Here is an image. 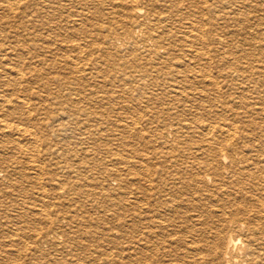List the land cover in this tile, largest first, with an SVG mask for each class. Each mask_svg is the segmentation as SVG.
Listing matches in <instances>:
<instances>
[{
  "label": "bare ground",
  "instance_id": "obj_1",
  "mask_svg": "<svg viewBox=\"0 0 264 264\" xmlns=\"http://www.w3.org/2000/svg\"><path fill=\"white\" fill-rule=\"evenodd\" d=\"M25 1L28 0H22V4H25ZM161 1L165 2L166 0ZM193 1L176 0L175 3L178 6L185 2V5H188L186 9H189L187 13H181L184 16L180 14L179 19H177L181 36H172V39L176 38L174 40L176 43L175 50L179 53V57L164 62H162L163 58L155 57L150 61L152 72L159 73L162 67L166 68V74L172 84L167 86L168 88H164V91H168L169 94L170 92L174 93L191 106V111L187 113L190 120L185 121L186 123L178 121L177 127H174L175 125L170 120L168 123L164 122V130L167 135L174 137V141L170 143L164 136L160 135L165 147L154 151L152 154H146V166H142L141 161L140 165L134 162L130 163L129 169L133 170L132 174L136 173L135 169L145 172L143 174L146 176V184L142 183L145 178L140 180L128 179L122 180L125 185L120 184L121 187L118 189H112L108 186V180L112 176L120 178L121 171L116 170L115 167L109 166L110 169L104 166L103 172L100 174L102 177L98 175L100 181L103 182L97 186V189L100 190L99 197H103L102 204L113 201L114 204L111 205L114 207V211L125 217L128 216V218L137 211L139 216L141 215L146 220V234H32L29 237L31 245L27 244L29 249L26 243L14 251L10 246L1 245L4 249L0 248V255L6 253V258H0V264H264V76H255L259 68L250 66L256 60H259L257 62L264 60V51L257 52L253 49L254 39L252 38L256 39L255 35L259 32L262 37L259 41L264 44V1L257 2L253 13L243 15L240 20L235 18L232 10L246 5L252 0H233L227 2L226 5L220 4L219 10L217 9L220 16H212L208 20L199 16L198 3L195 4ZM12 3L7 0H0V4H5L7 7L6 20L1 19L0 15V40L3 42L9 40L8 45L6 43L0 45V83L3 82L11 90H9L10 95L0 96L1 122L18 118L23 110L30 106L33 93H30V96L27 95L29 85L37 84L39 81L46 85L42 76L45 59L56 60L58 52L66 51L63 40L58 43V38L30 32L32 27L35 28L33 21L37 17L36 9L45 11L48 9L47 5L51 4L46 3L44 6L34 2L32 6L28 7L26 4L17 13H14ZM200 3H202V7L204 5L202 8L204 11H210V8L214 7L208 5L209 0H202ZM158 4L159 0L122 1L118 7L123 11L131 12L133 17L130 22H124L120 25L123 34L126 36L130 34L131 30L139 32L143 28L146 29V20L156 12ZM180 5L176 8L178 9L177 12L180 10ZM192 7L196 10H190ZM27 10L28 12H26ZM31 18L34 20L31 21ZM161 18L163 19V17ZM2 20L5 22L4 25ZM229 20H234L239 25H237L239 28L234 33L240 35L242 39H237L236 44L239 43L237 48L247 47L245 52L238 51L242 53L240 57L249 62L247 64L249 68L235 66L228 61L229 57L233 55L231 54L232 51L227 53L230 44L226 38L222 40L221 38H213L215 37L214 33L218 31V27L216 30L213 28L214 25L218 21L225 23ZM14 24L24 28V33L20 35L15 29L13 31ZM182 24H185V27ZM211 24L212 27L208 28ZM219 25L221 26V24ZM41 26L43 29L45 24ZM152 26L148 27L151 34ZM8 31L11 34H8ZM209 37L212 38V42ZM124 40H127L130 45L136 43L131 36L125 37ZM146 41L152 40L145 39L141 42L146 43ZM50 42H54V44ZM174 42L169 43L173 46H168L174 47ZM53 45L56 46L55 49H51ZM146 47L150 53L151 50L147 44ZM6 49L13 53L14 59L4 60L8 52ZM70 49L81 55V48L78 44L71 45ZM154 52L158 56L156 51ZM25 54L30 58L26 67L22 66L23 55ZM74 69H77V66ZM29 109L32 110V107ZM118 126L122 125L119 124ZM3 127L5 131L9 130V133L13 130L9 124H4ZM23 132L25 133V130ZM26 132L28 131L26 130ZM110 133L108 134L110 135ZM12 136L6 138L2 135L0 139L1 167L10 168V163H18L15 157L19 155L16 147L19 148L20 143H18L19 139H13ZM120 161L119 165L123 160ZM7 168H5L7 185L1 195L7 197L6 199H11L9 192H17L18 189L16 186L19 183L17 181L18 171L15 166L8 172ZM39 178L41 179V177ZM89 181L86 182L89 183ZM42 187L44 186L42 185ZM60 187L62 188V186ZM96 192L98 191L96 190ZM90 196L89 194L85 196V200L93 199ZM46 214L48 213L46 212ZM72 219L73 222L79 221L73 216L71 223ZM62 227L60 224L58 225V229ZM95 228V226L94 228L90 227L93 230ZM83 232L85 233V231ZM1 235L5 236L6 234H0V237ZM8 236L12 239L10 244H14V247L17 248L19 245L15 246L16 243H20L26 237L24 234H8ZM25 247L30 250L29 253ZM6 250L10 251L7 252Z\"/></svg>",
  "mask_w": 264,
  "mask_h": 264
},
{
  "label": "rangeland",
  "instance_id": "obj_2",
  "mask_svg": "<svg viewBox=\"0 0 264 264\" xmlns=\"http://www.w3.org/2000/svg\"><path fill=\"white\" fill-rule=\"evenodd\" d=\"M7 1L10 3L14 2L12 3L14 5V13H17L18 10L26 4L28 7L32 6L34 2L44 6L46 3L51 4L47 5L48 9H45V11H42V9L39 10V8L36 9L37 17L35 16L36 18H34L36 20L31 18V21L34 20L33 24L35 28L32 27L30 32H32V34L35 32L58 38V43H61L63 40L66 51L58 52L56 60L45 59L47 63L45 62L43 65L44 71L42 76L46 85H43L40 81L37 82V84L29 85L27 88V95L33 93L32 99H30V106L25 108L18 118H12L8 121L3 120L4 122L0 121V135L2 134L6 136V138L13 135V139H19L18 143H20L19 148L16 147L19 151V155L15 157L18 163H10V168L3 166L4 169H2L3 167L0 166V170L4 171H0V234H6L0 237V248H2V250L4 249L1 245L10 246L12 251H14L15 249L17 250L23 247L25 243L28 248L29 245L27 244H30L31 239H29V237H31L32 234H146V220H144L141 215L139 216L137 211L129 218L128 216L125 217L122 214L116 213L112 206L114 204L113 201L109 203L107 201L104 203L105 205L102 204L103 197H99L98 193L100 190L99 188L97 189V186L103 183L100 181L99 177H102L100 174L103 172L104 166L108 168L115 167L117 168L116 170L119 169L121 171L120 178L112 176L108 180L109 185L106 183V185L112 189H118L121 187L119 186L120 184L123 186L124 181L122 182V180H140L141 178H145L146 176L143 174L145 172H140L138 169H135L136 173L132 174L133 170L129 169L130 163L134 162L140 165L141 161L142 166H146V156L165 147L161 136H164L170 143L174 141V137L169 134L167 135L164 130V122L168 123L170 120V122L175 125L174 127H177L176 124L178 121H180V123H186L185 121L190 120V116L187 113L191 111V106L186 104L184 100L178 98L174 93L170 92L169 94L168 91H164V88H168L167 86L172 84V82H169L170 78L166 74V68L162 67L159 73H155V71L152 72L153 69L150 65V61L155 57L163 58L162 62L179 57V53L175 50L176 43L174 40L176 38L172 39V36H181L177 19H179L181 13H187L189 9H186V7L188 5H185V2L182 5L179 4L180 10L177 12L178 9L176 8L179 5L176 6V0H166L165 2L159 0L156 12L148 17L149 20H146V29L143 28L142 31L139 32L131 30L130 34L125 36L120 29V25L124 22H130L133 17L131 12L123 11L118 7L124 0H28L25 1V4H22V0ZM232 1L233 0H219V3L218 0H209L208 5L214 6L210 8V11H204L202 9L204 7V5L202 7V3H200L202 0H194L193 2L195 4L198 3L197 8L199 16L208 20L212 16H220V12H218V6L220 4L226 5L227 2ZM261 1L264 0H252L246 5L236 7L232 10L235 14V18L240 20L245 14L250 13L251 15L257 2L260 3ZM4 6L6 7L5 4H0V15L2 17L1 19L6 20L7 7L5 8ZM192 9L193 11L196 10L194 7L190 8V10ZM33 10L35 9L33 8ZM26 12H28V10ZM181 15L184 16L183 14ZM161 17H163V19ZM218 22L213 27L215 30L218 27V31L214 33L215 37L213 38H221V40L226 38L227 41H229L230 46L228 47L227 53L232 51L231 54L233 56L229 57L228 61L235 66L238 65L240 67L249 68V65H247L249 62L242 59V57H240L242 53L239 52L247 51V47L237 48V46L239 47V43L236 44L237 39H242L240 35L238 36L234 33V31L239 28V25L234 20H229L225 23L223 21ZM2 24H5L3 20ZM43 24H45V26L41 29V25ZM219 24H221V26ZM149 26L153 28L152 34L148 31ZM182 26L185 27V24H182ZM211 27L212 24L210 27L208 26V28ZM14 29L18 31L20 35L24 33V28H20L18 24H14L12 30L14 31ZM162 30H164V32H162ZM9 33L8 31V34ZM130 36L133 37L136 42L133 45L128 44V41L124 40L125 37L129 38ZM255 37L256 39L252 37L254 39L253 49L257 52L264 51V44H261L259 41V39L262 38L260 33H256ZM145 39L152 41L142 43L141 41ZM210 39L212 42V38L209 37V40ZM171 41L174 42V47L172 48L169 47L173 46L169 45ZM4 43L8 45L9 40H5V42L0 40V45ZM50 43L54 44V42ZM75 44H78L81 48V55H78L79 53L73 52L70 49V46ZM146 44L151 50L150 53L147 51L149 49H147ZM55 47L56 46L53 45L51 49H55ZM6 51L8 52L4 60L14 59L13 53L8 49H6ZM154 51H156L158 56L155 55ZM29 60L30 58L28 55H23L22 66L26 67L28 62H30ZM257 61L259 60L254 61L250 66H257V68H259L255 76H264V71H262V68H264V60H260V62ZM76 66L77 69H74ZM160 82L162 85H160ZM9 90L10 88L5 86L3 82L0 83V96L10 95L11 90ZM8 91L10 92L9 94ZM142 96L144 100H142ZM31 107L32 110L29 109ZM3 123L9 124V126L11 125L14 131L12 130L10 133L9 130L5 131ZM1 124L3 125L1 126ZM119 124L123 127L118 126ZM22 129L25 130V133ZM26 130L28 132H26ZM113 130H117L118 132ZM111 131L112 133H110ZM108 133H110V135ZM27 136L30 137L28 138ZM31 137L35 138L32 139ZM91 139H93L94 142ZM36 140L39 141L37 142ZM47 142L51 144L48 143V145ZM146 144L151 145L147 146ZM174 145L176 144L174 143ZM52 150L54 151L52 152ZM116 150L120 151L117 152ZM88 153L91 154L89 155ZM1 157L4 158V156ZM29 157L32 159L30 160ZM118 159L123 160L121 165L118 164L121 162L120 160L117 161ZM127 159H129V162ZM117 164L118 166H116ZM14 166L18 171V180H16L19 181V183H17L16 186L19 192L18 189L17 192H9L11 194V196H9L11 199H6L7 197L1 195V193L5 191V186L7 185L5 168H7L8 172V170L10 171ZM126 168L127 170L125 171ZM98 175L100 176L98 177ZM36 177L39 180H37ZM39 177H41L42 180ZM96 178L99 179L97 180ZM86 181H89V183ZM142 183L146 184V178ZM116 184L118 185L116 186ZM42 185L45 188L42 187ZM59 188H61V190H59ZM96 190L98 192H96ZM88 194L91 195L90 198L94 200H85V196H88ZM85 211L88 213H85ZM46 212L48 214H46ZM14 216H17V218L15 219ZM73 216L79 221L73 222L72 219L71 223V217ZM29 217L31 218L29 219ZM59 224L63 226L61 229H58ZM90 224L93 226H90ZM94 226L96 227L94 230L90 229V227L94 228ZM83 231H85V233ZM8 234H24L28 237L23 238V241L21 240L20 243L15 242V246L19 245L17 248L14 247V244H10L12 239L9 238ZM27 248L26 251L29 253L30 250H27ZM6 251L8 252L10 250ZM5 254L6 253L1 254L0 258L5 259Z\"/></svg>",
  "mask_w": 264,
  "mask_h": 264
}]
</instances>
